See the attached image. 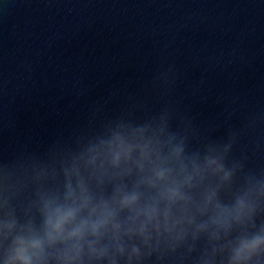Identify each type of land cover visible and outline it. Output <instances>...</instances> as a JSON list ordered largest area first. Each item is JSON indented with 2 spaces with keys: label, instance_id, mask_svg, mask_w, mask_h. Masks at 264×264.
Returning a JSON list of instances; mask_svg holds the SVG:
<instances>
[{
  "label": "water",
  "instance_id": "water-1",
  "mask_svg": "<svg viewBox=\"0 0 264 264\" xmlns=\"http://www.w3.org/2000/svg\"><path fill=\"white\" fill-rule=\"evenodd\" d=\"M117 135L182 148L203 169L193 195L214 190L228 227L123 237V253L103 241L107 256L85 246L84 264H264V0H0V264H21L16 241L43 237L44 201L62 202L65 173L85 174L81 157ZM63 249L45 244L40 264Z\"/></svg>",
  "mask_w": 264,
  "mask_h": 264
},
{
  "label": "clouds",
  "instance_id": "clouds-1",
  "mask_svg": "<svg viewBox=\"0 0 264 264\" xmlns=\"http://www.w3.org/2000/svg\"><path fill=\"white\" fill-rule=\"evenodd\" d=\"M182 152L176 147L164 154L158 141H129L119 135L89 149L81 157L86 175L78 165L65 173L63 201L58 197L44 201L43 237L18 238L13 259L32 264L35 258L40 264L47 259L45 244L60 243L64 249L56 257L59 264H84L85 246L89 261L107 256L108 246L102 245L103 241L123 253V237H138L145 245L152 241L159 245L162 239L170 243L183 240L190 229H195V238L210 225L228 227L226 210L219 204L213 206L214 190L206 191L202 199L193 195L204 180L203 169L194 160L186 162ZM133 168L138 170L139 178L131 190L121 184L111 199L93 195V182L99 187L105 178L130 176ZM210 210L213 214L209 221L197 223V217ZM12 227L5 225L8 230ZM256 243L244 245L234 259L239 261L244 249L254 248ZM133 253L137 249L133 248Z\"/></svg>",
  "mask_w": 264,
  "mask_h": 264
}]
</instances>
